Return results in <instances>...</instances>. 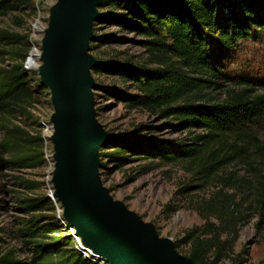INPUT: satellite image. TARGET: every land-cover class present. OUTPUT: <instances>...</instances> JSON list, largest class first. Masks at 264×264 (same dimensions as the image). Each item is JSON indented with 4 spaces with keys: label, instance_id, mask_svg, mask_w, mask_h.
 Returning <instances> with one entry per match:
<instances>
[{
    "label": "trees",
    "instance_id": "trees-1",
    "mask_svg": "<svg viewBox=\"0 0 264 264\" xmlns=\"http://www.w3.org/2000/svg\"><path fill=\"white\" fill-rule=\"evenodd\" d=\"M30 5V0H0V12ZM93 25L112 32L90 34L103 44L131 40L146 53L145 62L116 56L96 58L92 74L116 77L126 86L94 83L128 108L164 119L184 132L159 139L148 124L130 134H107L96 145L99 169L144 161L145 171L177 164L187 175L179 191L202 224L184 231L172 248L188 246L189 264H244L246 246L234 251L238 229L255 218V233L264 240V65L252 70L236 64L247 42L264 48V0H95ZM100 27V26H99ZM23 42L24 48L10 40ZM0 210L9 196L15 214L0 226V264H110L85 256L57 216L55 201L40 192L38 173L46 166L48 146L42 122L32 112L40 103L24 68L29 35L0 29ZM31 63L29 56L28 64ZM129 89H133L130 91ZM215 181L216 190L199 196ZM63 211L59 212V216Z\"/></svg>",
    "mask_w": 264,
    "mask_h": 264
},
{
    "label": "rangeland",
    "instance_id": "rangeland-1",
    "mask_svg": "<svg viewBox=\"0 0 264 264\" xmlns=\"http://www.w3.org/2000/svg\"><path fill=\"white\" fill-rule=\"evenodd\" d=\"M30 5H16V9L0 12V29L19 35H29L30 50L27 57L31 59L30 64L24 63V68L31 80L34 90L40 85H44L42 91H35L40 103L32 107L34 116L42 122L41 133L47 140L45 150L46 166L43 171H26V175H35L45 182V186L40 192L55 191L52 181V169L55 167L56 159L53 157L56 152V145L52 140L55 128L52 126L54 115L57 112L56 104L52 99V88L45 82L42 72L35 68L44 63L39 57L44 51V39L47 29L51 24V16L57 0H30ZM100 26V27H99ZM91 34L103 32L116 33L126 38L137 39L132 33L117 31L116 27L109 24L90 25ZM15 46L24 48L23 42H17L14 37L8 39ZM7 39L0 40V48ZM264 47V46H263ZM87 56L91 59L116 56L121 59H132L135 62L146 63V53L142 46L131 40L122 43L112 42L103 44L101 41H88ZM27 59V58H26ZM237 63L231 64L250 67L252 70L260 69L264 65V48L256 42H247L240 47L236 57ZM35 66V67H34ZM94 83H101L106 86L113 85L120 89L125 88V84L119 78L92 74L89 71ZM133 91V89H129ZM92 93L93 119L102 132L107 134H130L137 124H148L156 126L152 128L153 135L159 139H178L184 136V132L173 130L163 125L164 119L147 114L141 109L126 107L120 99L112 93H105L97 88L90 89ZM101 161L103 158L99 157ZM144 161H133L120 167H115L112 163L107 164V170L98 169V181L102 189L107 191V197L123 209L133 215L142 225L152 228L158 241L169 244L180 238L184 231L195 225L202 224V219L189 207L186 198L183 197L179 189L187 181V175L177 164L164 165L151 170L143 169ZM214 183L200 191L197 195L209 196L216 190ZM4 209L0 210V226L8 227L11 224L12 216L15 214L14 203L9 196H2ZM64 204L59 201L56 207L63 211ZM57 214V213H56ZM62 222L67 219L63 213ZM255 218L242 225L238 229L237 239L234 244V251H239L246 246L249 250L248 259L244 264H264V240L259 237L254 230L253 222ZM73 232L75 229H72ZM81 241V240H80ZM83 244V242L81 241ZM77 245V243H76ZM78 246V245H77ZM79 247V246H78ZM188 246L180 245L174 248L178 256L186 253ZM221 264H230L224 261Z\"/></svg>",
    "mask_w": 264,
    "mask_h": 264
},
{
    "label": "water",
    "instance_id": "water-1",
    "mask_svg": "<svg viewBox=\"0 0 264 264\" xmlns=\"http://www.w3.org/2000/svg\"><path fill=\"white\" fill-rule=\"evenodd\" d=\"M57 1L39 55L44 63L34 66L51 86L57 108L52 124L55 191L48 196L65 205L67 227L75 229L71 235L110 264H189L172 243L158 241L151 227L113 203L100 187L96 145L107 133L93 119L90 89L96 86L89 68L94 59L87 56L95 0Z\"/></svg>",
    "mask_w": 264,
    "mask_h": 264
},
{
    "label": "built area",
    "instance_id": "built-area-1",
    "mask_svg": "<svg viewBox=\"0 0 264 264\" xmlns=\"http://www.w3.org/2000/svg\"><path fill=\"white\" fill-rule=\"evenodd\" d=\"M51 194V191H50V193H49V195ZM59 210H57V216H58V218L60 219V220H62L61 219V217L59 216V212H58ZM70 233H73V230H70ZM73 237L75 238V240H76V243H77V245L79 246H77V248L85 255V256H89V255H92L93 254V252H92V249L91 248H89V247H87V246H85L84 244H82L81 243V241H80V239L78 238V237H76V236H74L73 235ZM100 264H103L102 262H99Z\"/></svg>",
    "mask_w": 264,
    "mask_h": 264
}]
</instances>
